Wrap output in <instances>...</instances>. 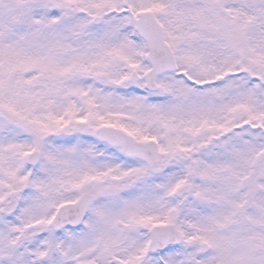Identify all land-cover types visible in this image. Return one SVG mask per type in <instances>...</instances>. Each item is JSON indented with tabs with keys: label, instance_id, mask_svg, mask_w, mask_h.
<instances>
[{
	"label": "snow or ice",
	"instance_id": "snow-or-ice-1",
	"mask_svg": "<svg viewBox=\"0 0 264 264\" xmlns=\"http://www.w3.org/2000/svg\"><path fill=\"white\" fill-rule=\"evenodd\" d=\"M0 264H264V0H0Z\"/></svg>",
	"mask_w": 264,
	"mask_h": 264
}]
</instances>
